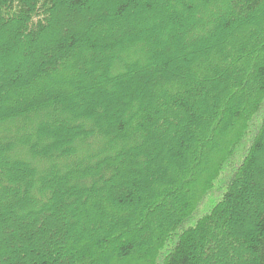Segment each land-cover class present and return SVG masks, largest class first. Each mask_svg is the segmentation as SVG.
<instances>
[{"label":"trees","instance_id":"16d2710c","mask_svg":"<svg viewBox=\"0 0 264 264\" xmlns=\"http://www.w3.org/2000/svg\"><path fill=\"white\" fill-rule=\"evenodd\" d=\"M0 225V264H264V0H0Z\"/></svg>","mask_w":264,"mask_h":264},{"label":"rangeland","instance_id":"374dc122","mask_svg":"<svg viewBox=\"0 0 264 264\" xmlns=\"http://www.w3.org/2000/svg\"><path fill=\"white\" fill-rule=\"evenodd\" d=\"M187 2V1H186ZM156 4H160V2H157ZM142 12L143 11H137V12H134L133 13V15L132 16H130V20H132L135 24H136V21L137 20H140V16L142 15L143 16V14H142ZM180 13H181V11H179ZM153 13H154V11H153ZM185 14V12H182V14L181 15H184ZM228 12L227 13H225V15L224 16H228ZM148 15V14H147ZM154 15V14H153ZM154 21L156 20V18H155V15H154ZM157 22V21H156ZM128 23H132V22H128ZM147 24V23H146ZM150 25V24H149ZM251 27H252V23H251ZM160 28H162V29H166V25H165V27H164V25L163 26H161ZM249 28H250V24H248L247 26H245L244 28H243V30H241V31H239L238 32V34H236V36L235 37H233V39H231L230 37H227L226 39H225V44H226V46H227V48H229L230 46H228V45H233V46H235V47H237L238 46V44H239V42L241 41V38L239 37L240 35L242 36V37H244L245 35H246V32H247V30H249ZM122 31V30H121ZM171 35V34H170ZM169 35V36H170ZM46 48V46L45 45H43V50ZM220 48V47H219ZM46 51V50H45ZM162 51H163V49H162ZM168 51V50H167ZM164 52H166V51H164ZM43 53V52H42ZM182 53V52H181ZM181 53H179L178 54V56H180V54ZM168 54V53H167ZM84 56L82 57V61L84 60ZM209 58V57H208ZM202 59V58H201ZM201 59H200V61H201ZM83 64L85 65V64H87V66H88V63L87 62H85V61H83ZM76 67V66H75ZM195 69L196 68H198V66L196 65L195 67H194ZM70 69V68H69ZM72 70L74 69V67H72L71 68ZM70 69V70H71ZM71 70V71H72ZM74 72L75 73H77V71L76 70H74ZM84 83H85V85H86V88H88L90 91L91 90H97V89H99L98 91H100V90H103L102 88H100V84H99V82L97 81H95L93 78H89V76L87 77H85V79H84ZM45 83H43V85H44ZM8 91L9 90H7L6 91V94H8ZM69 93H71V95L70 96H72L73 98H75L78 102L80 101V98L82 97V95H81V97H80V94H78V93H73V91H68ZM156 93H154V91L152 92V96H153V98L156 96L155 95ZM27 96L28 95H26L25 94V97L27 98ZM10 98V100H8V102H9V105L10 104H13L14 103V100L17 98V99H20L21 97L20 96H18V95H15V96H10L9 97ZM143 99V98H142ZM143 101V100H142ZM142 106H144L143 104H142ZM199 107V106H198ZM196 108V109H199V108ZM114 108L112 107V108H108L107 109V111L106 112H108V115L110 114V115H114ZM121 118H123V116H120ZM125 118V117H124ZM160 138V137H159ZM164 162V161H163ZM166 171H168L167 169H166ZM168 174H170V173H168ZM7 226H3L2 227V225H0V228L2 229V231L3 232H5L2 236H6L7 238H8V229L6 228ZM5 244V243H4ZM4 246H6V245H4ZM8 246H9V242H8Z\"/></svg>","mask_w":264,"mask_h":264}]
</instances>
